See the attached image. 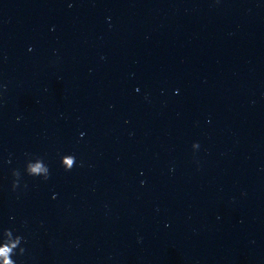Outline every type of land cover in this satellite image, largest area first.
<instances>
[{"label": "clouds", "instance_id": "clouds-1", "mask_svg": "<svg viewBox=\"0 0 264 264\" xmlns=\"http://www.w3.org/2000/svg\"><path fill=\"white\" fill-rule=\"evenodd\" d=\"M19 119V117L17 118ZM194 149L199 148L198 143L193 144ZM65 171H70L76 166V158L72 154H65L60 161ZM11 190L16 192L21 187V179L23 175L31 177H40L43 180H48L50 177V169L41 157H30L26 160L23 168V173L20 169L12 170ZM27 188V184L23 185ZM26 243L24 237L15 234L13 229L5 228L0 231V264H17L14 256H23L26 249L22 245Z\"/></svg>", "mask_w": 264, "mask_h": 264}]
</instances>
